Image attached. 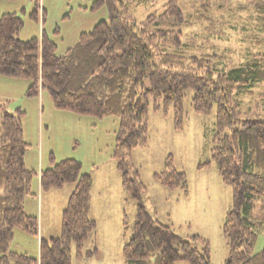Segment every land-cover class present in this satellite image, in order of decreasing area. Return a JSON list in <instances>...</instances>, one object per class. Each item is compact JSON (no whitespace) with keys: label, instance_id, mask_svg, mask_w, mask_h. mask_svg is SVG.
I'll return each instance as SVG.
<instances>
[{"label":"trees","instance_id":"obj_1","mask_svg":"<svg viewBox=\"0 0 264 264\" xmlns=\"http://www.w3.org/2000/svg\"><path fill=\"white\" fill-rule=\"evenodd\" d=\"M3 0H0V2ZM12 1V0H9ZM146 0H95L93 9L106 7L107 20L81 34L65 54L43 34L42 40L19 39L23 20L17 14L0 13V74L31 81L28 96L48 92L54 107L98 119L117 117L115 157L122 172L123 189L137 201L136 221L124 220L129 239L123 247L126 264H212L207 239H185L149 213L141 199L147 188L131 162L135 149L149 146V109L174 110L176 127L182 128L184 101L193 92L192 106L198 114L216 113V134L211 158L223 182L232 187L233 199L221 228L229 248L226 264H264V248L255 252L264 231V112L242 111L241 97L253 96L264 85V53H249L232 60L230 53L190 55L193 45L184 41L182 28L209 24L210 17L229 7L251 11L253 35L264 44V0H190L194 14L185 16L180 0H168L161 14L138 22L129 11L132 3ZM36 1L32 13L38 15ZM210 29V28H209ZM248 31L247 28H243ZM218 35V34H217ZM216 35V36H217ZM263 36V37H259ZM0 99V264H73L96 254L88 250L97 224L90 216L93 179L82 173L75 159L56 162L37 172L27 167L30 144L24 138L23 115L8 112ZM211 161L199 164L207 169ZM40 179L42 191L75 185L62 214V232L42 239L39 258L10 250L15 229L38 235L39 220L28 214L26 199L35 196L32 185ZM154 179L164 188L189 194L186 174L166 161Z\"/></svg>","mask_w":264,"mask_h":264},{"label":"rangeland","instance_id":"obj_2","mask_svg":"<svg viewBox=\"0 0 264 264\" xmlns=\"http://www.w3.org/2000/svg\"><path fill=\"white\" fill-rule=\"evenodd\" d=\"M36 1L39 8L37 18H34L32 13ZM94 2L3 0L0 2V13L17 14L23 20L19 39L42 40L45 34L56 43L57 54L63 55L77 44L81 34L92 31L99 22L108 19V9H93ZM167 2L146 0L141 4L132 3L129 11L140 23L151 14L163 13ZM180 6L186 17L194 14L192 1L180 0ZM240 10L229 7L221 12H213L210 16L215 21L213 30L207 23L196 24L194 21L192 27L182 28L184 41L193 45L186 52L198 56L229 52V57L235 61L246 59L251 52L264 53V44L250 39L253 35V13ZM30 85L28 79L0 74V99L8 103V112L17 115L20 110L24 113V138L30 144L25 156L27 167L40 173L42 169L52 166L53 155L56 162L64 159L79 161L82 173L90 174L93 179L91 217L97 224L95 239L102 252L100 257L94 254L89 259L78 261L74 247L73 264H126L123 247L129 234L124 230V220L130 225L135 223L138 202L130 200L124 191L122 172L114 154L119 119L114 116L98 119L57 110L48 92L28 96ZM186 94L181 129L176 127L172 108L168 112L155 111L150 105L149 146L135 149L131 162L147 188L141 199L146 210L185 239L195 235L207 239L211 246L212 264H226L229 248L221 228L232 206L233 191L223 182L211 158L216 113L198 114L192 106L193 92ZM240 99L244 113H263L264 85L259 86L253 96ZM169 157H172L174 166L186 174L188 196H183L180 190H168L154 179L156 173L165 170ZM208 161H211V166L200 170L199 164ZM74 188L75 185L67 184L42 191L39 176L35 177L32 185L35 196L27 197L25 209L28 214L38 218L39 233L32 235L15 229L10 250L39 258L41 240H51V236L61 235L63 210ZM263 248L264 231L259 235L255 252Z\"/></svg>","mask_w":264,"mask_h":264},{"label":"crops","instance_id":"obj_3","mask_svg":"<svg viewBox=\"0 0 264 264\" xmlns=\"http://www.w3.org/2000/svg\"><path fill=\"white\" fill-rule=\"evenodd\" d=\"M74 191V189L72 190V192ZM71 192V194H72ZM70 194V195H71ZM70 197V196H69ZM35 216V215H33ZM90 216H91V212H90ZM93 219V218H92ZM59 237L58 234H56L55 236H51L50 239H54V238H57ZM98 237V235H96V238ZM88 250H97L96 254L98 255V257H100V252H102L100 249H99V242H96V239H95V235L92 239V243L89 245L88 247ZM40 255V254H39ZM38 258V257H37Z\"/></svg>","mask_w":264,"mask_h":264}]
</instances>
